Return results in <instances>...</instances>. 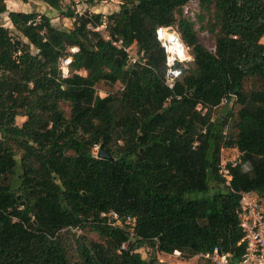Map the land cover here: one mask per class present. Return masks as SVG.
Returning a JSON list of instances; mask_svg holds the SVG:
<instances>
[{
  "label": "trees",
  "instance_id": "trees-1",
  "mask_svg": "<svg viewBox=\"0 0 264 264\" xmlns=\"http://www.w3.org/2000/svg\"><path fill=\"white\" fill-rule=\"evenodd\" d=\"M5 1L0 264H148L143 247L177 251L181 260L216 247L237 261L239 194L264 199V0H196L193 20L182 12L190 0H115L120 10L107 16L42 0L71 21L67 30L36 12L7 11ZM102 23L124 47L134 43L144 63L129 65L89 29ZM195 24L213 37L212 52ZM160 26H174L192 58L172 93L162 83ZM64 57L70 63L61 77ZM99 83L120 87L99 97ZM99 145L112 161L96 158ZM221 145L239 154L229 187L216 172ZM111 211L118 225L99 217ZM76 229L81 235L71 238ZM196 264L211 263L198 257Z\"/></svg>",
  "mask_w": 264,
  "mask_h": 264
},
{
  "label": "built area",
  "instance_id": "built-area-1",
  "mask_svg": "<svg viewBox=\"0 0 264 264\" xmlns=\"http://www.w3.org/2000/svg\"><path fill=\"white\" fill-rule=\"evenodd\" d=\"M196 0H190L186 5L182 7V12L190 20L194 18V12L196 11ZM38 17L36 18V21ZM105 28L104 23L96 27L95 30L99 33V30ZM175 34L179 38L178 33L172 27H157L154 31V37L158 42L160 48L164 54L165 71L163 74L162 83L163 86L170 92H173L177 79L181 75V68H185L191 63V59H181V56L191 57L186 47L183 45L179 38L182 48H177V40L175 38L170 39ZM103 38L109 42V44L116 50L125 53L126 59L129 65H142L144 63L143 53L136 52L134 43L127 47H124L120 39L110 38L108 35H102ZM171 49V50H170ZM76 48L69 49L70 53H74ZM70 63V57H64L60 60L59 71L61 77L68 75V65ZM175 72H179V75H172ZM178 97H176L177 99ZM170 97L165 99L168 102ZM226 99H222L220 105H225ZM198 109V107H197ZM224 134V131L222 132ZM239 161V154L233 149L224 148L222 145L219 148L218 162L216 165L217 175L223 180V185L229 187L231 180L230 169L235 167ZM101 219L105 221L108 226L118 225L119 217L114 212L101 213L99 215ZM236 218L238 221V227L242 233V239L240 243L243 245V251L239 259L235 262H231L229 255L219 252L214 247L211 252L200 254L195 258L202 257L207 259L211 264H264V199L258 198L251 192H243L239 194V203L236 209ZM125 225L133 226V221L126 218ZM77 234L79 230H75ZM125 249V243L120 246V250ZM165 255V254H163ZM167 257H173L175 259L180 258V254L177 251H173Z\"/></svg>",
  "mask_w": 264,
  "mask_h": 264
},
{
  "label": "rangeland",
  "instance_id": "rangeland-1",
  "mask_svg": "<svg viewBox=\"0 0 264 264\" xmlns=\"http://www.w3.org/2000/svg\"><path fill=\"white\" fill-rule=\"evenodd\" d=\"M61 6L63 9H69L74 11L75 13L81 14L83 12L87 13H95L101 14L103 16H107L111 13H115L120 10L119 2L115 0L100 2L93 6H87L84 2L78 0H62ZM5 7L7 11H15V12H36L38 15H44L49 20L53 27L61 30H67L71 28V21L62 18L57 11L49 8L46 4L42 2V0H28L26 3H22L20 0H6ZM104 21V20H103ZM205 23V21L203 22ZM0 25L6 28H11L5 14L0 15ZM172 28L177 32L176 28L172 26ZM194 30L196 32L197 39L199 43L206 48L208 51H213V37L206 32L205 30H201L198 28V25H194ZM99 34L104 35L106 34L103 30H99ZM81 75H84L83 72H80ZM119 84H115L113 86H109L104 83H99L95 87L96 94L99 97H104L108 93L115 92L119 89ZM229 105V104H228ZM62 110L64 111L65 115L67 114V107L62 105ZM228 107H224L219 110V114H223ZM21 122V118L16 119V124ZM97 148H94L92 153L96 154ZM82 233V232H81ZM74 233L71 235V238H75V236L81 235ZM72 234V233H70ZM92 240H96V236L91 233H86ZM138 253L142 259L145 261L151 260L150 264H196L197 258L193 257L186 260H179L173 257H167L166 255L160 254L155 252L154 250H150L149 248H141L138 249Z\"/></svg>",
  "mask_w": 264,
  "mask_h": 264
},
{
  "label": "water",
  "instance_id": "water-1",
  "mask_svg": "<svg viewBox=\"0 0 264 264\" xmlns=\"http://www.w3.org/2000/svg\"><path fill=\"white\" fill-rule=\"evenodd\" d=\"M96 158L107 160V161H112V157L105 149H103L102 145H99V147L97 148ZM150 263H151V260L148 261V264ZM154 264H157V263H154Z\"/></svg>",
  "mask_w": 264,
  "mask_h": 264
},
{
  "label": "clouds",
  "instance_id": "clouds-1",
  "mask_svg": "<svg viewBox=\"0 0 264 264\" xmlns=\"http://www.w3.org/2000/svg\"><path fill=\"white\" fill-rule=\"evenodd\" d=\"M173 38H175V39L177 40L176 47H177V48H182L183 45L180 44V42H179V38L176 37L175 34H174L173 37H170V39H173ZM170 50H171V49H170ZM181 59H182V60H183V59H191V57L181 56ZM172 75H179V72H175V73H173Z\"/></svg>",
  "mask_w": 264,
  "mask_h": 264
},
{
  "label": "crops",
  "instance_id": "crops-1",
  "mask_svg": "<svg viewBox=\"0 0 264 264\" xmlns=\"http://www.w3.org/2000/svg\"><path fill=\"white\" fill-rule=\"evenodd\" d=\"M21 12H23V11H21ZM24 13H27V12H24Z\"/></svg>",
  "mask_w": 264,
  "mask_h": 264
}]
</instances>
